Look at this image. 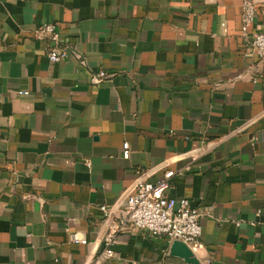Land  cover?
<instances>
[{
    "label": "crops",
    "instance_id": "crops-1",
    "mask_svg": "<svg viewBox=\"0 0 264 264\" xmlns=\"http://www.w3.org/2000/svg\"><path fill=\"white\" fill-rule=\"evenodd\" d=\"M240 15L241 0H0V264H93L99 206L167 169L166 194L200 212L196 263L129 227L94 264H264V60ZM44 22L58 42L35 36Z\"/></svg>",
    "mask_w": 264,
    "mask_h": 264
},
{
    "label": "built area",
    "instance_id": "built-area-1",
    "mask_svg": "<svg viewBox=\"0 0 264 264\" xmlns=\"http://www.w3.org/2000/svg\"><path fill=\"white\" fill-rule=\"evenodd\" d=\"M255 17L256 0H241V37L249 46L252 55L258 60H264V31L252 29ZM35 36L54 43L60 40L56 24L49 22L39 24L35 28ZM47 57L51 62H57L67 58L68 54L64 49L53 46L47 51ZM98 75L102 78L105 72L100 71ZM122 157L124 159L129 157L128 142L122 144ZM147 175L148 171L140 173L132 191L120 205L99 206L105 231L100 240L101 247L90 263L105 262L116 256L113 249L116 236L129 227L142 230L151 237L164 236L168 241L180 240L187 245L198 241L201 234L200 212L188 198L171 197L166 194L175 171L167 169L154 181H149Z\"/></svg>",
    "mask_w": 264,
    "mask_h": 264
},
{
    "label": "water",
    "instance_id": "water-1",
    "mask_svg": "<svg viewBox=\"0 0 264 264\" xmlns=\"http://www.w3.org/2000/svg\"><path fill=\"white\" fill-rule=\"evenodd\" d=\"M169 255L182 258L188 263H196L190 247L180 240H173L169 246Z\"/></svg>",
    "mask_w": 264,
    "mask_h": 264
}]
</instances>
